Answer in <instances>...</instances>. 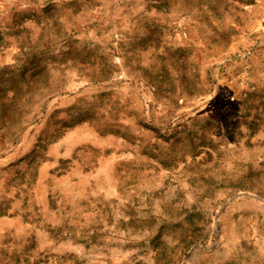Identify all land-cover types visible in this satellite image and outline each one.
I'll list each match as a JSON object with an SVG mask.
<instances>
[{
  "label": "rangeland",
  "instance_id": "obj_1",
  "mask_svg": "<svg viewBox=\"0 0 264 264\" xmlns=\"http://www.w3.org/2000/svg\"><path fill=\"white\" fill-rule=\"evenodd\" d=\"M0 264H264V0H0Z\"/></svg>",
  "mask_w": 264,
  "mask_h": 264
}]
</instances>
